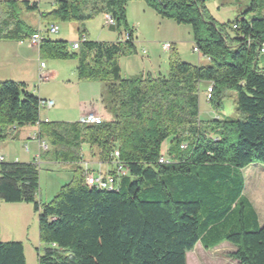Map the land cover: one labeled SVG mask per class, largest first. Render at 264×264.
Returning <instances> with one entry per match:
<instances>
[{"label": "trees", "instance_id": "trees-1", "mask_svg": "<svg viewBox=\"0 0 264 264\" xmlns=\"http://www.w3.org/2000/svg\"><path fill=\"white\" fill-rule=\"evenodd\" d=\"M130 1L54 0L43 13L37 2L0 0V40L23 41L40 32L21 19L22 11H35L39 21L77 23L79 35L86 34L85 22L110 15L108 28L128 34L116 41L86 38L76 50L42 34L38 44L40 56L76 60L78 80L105 84L101 100L110 120L40 121L45 99L22 82L0 80V139L37 125V138L47 144L39 157L76 165L71 180L41 203L36 160L0 161V201L28 203L38 213L39 242L46 245L38 264H186L197 242L204 249L228 242L233 250L227 257L237 264H264V224L242 194V170L264 164V65H257L264 0H249V18L221 24L207 14V0H141L160 17L188 25L193 48L208 62H184L171 45L166 76L123 77L118 58L135 49L126 20ZM201 83L214 111L234 91L237 117L202 120ZM82 145L112 172L118 162L115 189L84 183L77 163ZM161 155L166 162L158 161ZM0 264H25L20 241L0 240Z\"/></svg>", "mask_w": 264, "mask_h": 264}, {"label": "rangeland", "instance_id": "rangeland-1", "mask_svg": "<svg viewBox=\"0 0 264 264\" xmlns=\"http://www.w3.org/2000/svg\"><path fill=\"white\" fill-rule=\"evenodd\" d=\"M37 2L39 11L43 13L50 12L54 8V0H19ZM249 0H207L205 9L207 14L212 17L216 23L221 24L232 21L237 16L249 18L252 12L247 11ZM21 19L27 24L36 28L40 33L50 40H63L68 42L77 41V23L66 21H39L38 14L35 11H22ZM126 20L128 25L135 26L136 36L134 38L135 49L131 54L121 55L118 58L121 75L123 77H132L144 74L166 76L169 71V59L171 50L164 49L163 45L170 43L173 45V51L177 57L184 62L193 65L205 64L204 56L193 51L192 33L188 25L177 24L171 19L160 17L153 9L149 8L141 0H133L127 3ZM55 24L58 31L49 33L47 28L49 24ZM86 31L89 33L90 40H120L119 36L123 30H113L105 24L104 16L99 15L96 18L84 23ZM88 38V37H87ZM100 38V39H99ZM102 39V40H101ZM144 51V52H143ZM40 62L50 68L52 63H66L76 66V60H56L48 58L45 55L37 56L34 61L29 60L30 73L35 72ZM257 65H264V53L257 59ZM69 66H67L68 68ZM32 71V72H31ZM31 75V74H30ZM31 78V77H30ZM27 79V90L33 93H39L41 99L56 100L58 89L59 102L61 109L58 118L68 117L66 112L72 111V103L76 98H71L68 93H60L59 86L55 88L51 81ZM100 82V81H98ZM101 83V82H100ZM204 83L199 87V117L202 120H208L213 117H237L235 111V92L227 91L222 101V109L212 110L205 97ZM37 96V95H36ZM39 97V98H40ZM55 104V103H54ZM59 104H55L49 110L56 109ZM41 114L47 108H40ZM102 120V119H101ZM56 122H67L63 119H53ZM73 122V121H72ZM17 132V131H16ZM170 139H167L163 147L169 145ZM81 158L90 160L88 150L82 149ZM93 162V161H92ZM101 164H107L101 161ZM92 167L95 163H92ZM76 167L70 163H52L50 166L41 165L39 167V188L37 199L41 203L50 201L60 190L61 186L68 183L73 177V170ZM102 170H104L102 168ZM243 175V196L249 200L255 209L258 222L264 224V164L251 163L242 170ZM41 190V192H40ZM41 195V196H40ZM0 209V240L1 241H20L23 245L25 264H38L37 256L46 246L39 242L38 236V213L35 212L31 204L24 203L23 206H13L16 204L2 202ZM6 207V208H4ZM233 247L228 242H223L212 249H204L200 243H196L191 251L186 253V264H237L236 261L227 257V253L232 251Z\"/></svg>", "mask_w": 264, "mask_h": 264}, {"label": "crops", "instance_id": "crops-1", "mask_svg": "<svg viewBox=\"0 0 264 264\" xmlns=\"http://www.w3.org/2000/svg\"><path fill=\"white\" fill-rule=\"evenodd\" d=\"M129 26L131 28L133 37H137L135 33V26L133 24H130ZM86 36L88 37V40H90L89 33L87 31ZM117 39L118 38H116L115 40H101L116 41ZM38 55L40 56L38 46L31 44L28 40H0V80H14L16 82H22L28 85L29 80L27 79H29L30 77V79H35L37 75L39 78V75L43 74L47 76L46 81H51L54 84L55 88L59 86V89L61 90L60 93L66 92L71 95L72 99L74 97L76 98V101H73L72 103V111L66 112V114H69L70 116L58 118V113L61 109L62 104H60L59 102V97L57 94L59 93V91L56 88L57 93L56 95H54L56 97L54 103L59 104V106L56 109H53L54 112L45 107L47 109H45V112L43 114H41L40 109V121H52L53 119H63L67 122L78 121V119L82 115H85L87 113L97 115L102 120L111 119V114L104 108L101 100V95L105 87V84L103 82L100 83L98 81L78 80L75 69L76 66L71 65L70 67V65H67L66 63H52V66L50 68H46V65H44L42 68L38 66V68L35 69V72L31 71L32 73H30L29 60L32 59V61H34ZM204 58L205 60H207V63L208 59L206 57ZM67 66L69 67L67 68ZM34 94L37 95V97H40L39 88L38 93ZM16 131L17 132L15 133V138H7L4 140L0 139V161L31 162L36 160L39 167L41 165L50 166V164L54 163V161H50L47 158L39 157L41 151L39 143L40 141H44V139L39 140L37 138V125H25L21 128H18ZM166 147L167 145L165 146V148ZM82 149L85 152V150H88V146L82 145ZM90 160L93 161H90L91 165L92 163L98 162V160L94 158H91ZM87 161L89 160L87 159ZM77 163L80 166V159ZM71 165L73 166V164ZM95 166L93 168H95ZM101 168H103L104 170H110L111 165L101 164ZM1 204H3L2 201H0V209L2 206ZM13 204H16L13 206H23L22 208L26 209L24 205H21L24 203Z\"/></svg>", "mask_w": 264, "mask_h": 264}, {"label": "built area", "instance_id": "built-area-1", "mask_svg": "<svg viewBox=\"0 0 264 264\" xmlns=\"http://www.w3.org/2000/svg\"><path fill=\"white\" fill-rule=\"evenodd\" d=\"M105 24L107 26L113 25L114 21L113 18L110 15H106L105 16ZM49 33H55L58 31V27L55 24H49L48 28H47ZM128 34L126 32H124L122 35H120V40H125L127 39ZM87 38L86 34L82 33L79 35V38L77 41L71 42L70 43V48L72 50H76L79 48L80 43L83 42L85 39ZM42 40V35L40 32L32 35L31 37H29L28 41L33 44L38 46L39 42ZM171 46L170 43H166L163 45V48L169 49ZM194 52L198 53L197 48H193ZM144 52V51H143ZM260 52L264 53V45H261L260 48ZM40 68H42L44 66L43 63L39 64ZM38 80H47V76L40 74ZM212 89L211 86H208L206 88V96L209 97L210 93H211ZM54 105V101L53 100H40L39 101V106L41 107H47L50 108ZM78 122L80 123H84V124H96V123H100L101 122V118L97 115H94L92 113H87L85 115H82L79 119ZM40 150L41 151H45L47 149V144L45 141H40ZM181 147H184L183 145H181ZM114 156H118V152L114 151L113 152ZM160 163L166 162V158L161 155L159 160ZM115 161H113V165H114V171L112 172L110 168V170H102L101 168V162H97L95 163V168H93L91 166V162L87 161V160H83L80 159V166H81V174H82V179L84 181V183L86 185L89 186H95L99 189H115L118 183V174H121L122 170H121V166L118 164V162L114 163Z\"/></svg>", "mask_w": 264, "mask_h": 264}, {"label": "bare ground", "instance_id": "bare-ground-1", "mask_svg": "<svg viewBox=\"0 0 264 264\" xmlns=\"http://www.w3.org/2000/svg\"><path fill=\"white\" fill-rule=\"evenodd\" d=\"M121 176V174H118V178Z\"/></svg>", "mask_w": 264, "mask_h": 264}]
</instances>
